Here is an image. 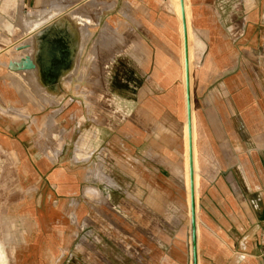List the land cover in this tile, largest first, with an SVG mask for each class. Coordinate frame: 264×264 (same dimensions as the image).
Here are the masks:
<instances>
[{
	"label": "crops",
	"instance_id": "0c3cea01",
	"mask_svg": "<svg viewBox=\"0 0 264 264\" xmlns=\"http://www.w3.org/2000/svg\"><path fill=\"white\" fill-rule=\"evenodd\" d=\"M81 1L0 0V238L5 235V222L21 226L22 240H18L19 232L9 233L17 237L9 243L23 245L14 252V260L19 264L50 261L55 229L64 224L69 198L88 200L85 190L95 188L85 185L91 175L85 166L99 151L123 176L125 192L133 185L138 188L143 212H153L160 220L157 228L173 230L168 239L179 252L178 263L183 264L186 245L191 251L193 247L182 177L184 59L178 15L166 10L163 0L127 2L131 8L124 20L137 17L141 30L139 36H125L120 54L129 55L138 65L141 80L131 81L133 92L119 98L122 121L114 126L109 121L107 130L92 125L76 131L75 144L69 148L67 114L61 111L58 123L65 131L58 146L48 144L40 150L31 136L37 131L36 118L51 113L41 99L64 101L68 75L59 79L53 97L38 86L30 70H13L9 62L19 56L17 51L30 50L32 32L48 27ZM89 1L78 8L87 36L80 49L74 47L78 52L75 68L85 53L90 57L98 47L94 32L98 13L93 4L87 5ZM246 1L189 0L191 29L203 47L189 93L198 133L203 136L197 145L199 188L191 264H264L260 242L264 232V79L254 75L255 65L243 62L244 52L264 53V0ZM59 34H66L61 24ZM109 100L115 103L116 97ZM93 174L108 187L118 186L117 175L103 171L101 162ZM1 242L0 263L6 264Z\"/></svg>",
	"mask_w": 264,
	"mask_h": 264
},
{
	"label": "rangeland",
	"instance_id": "374dc122",
	"mask_svg": "<svg viewBox=\"0 0 264 264\" xmlns=\"http://www.w3.org/2000/svg\"><path fill=\"white\" fill-rule=\"evenodd\" d=\"M89 2L87 5L93 4L96 9L95 13H98V15L95 14L94 19L95 36L99 38L98 47L94 53L90 54L91 58L85 53L78 67L75 68L76 59L68 66L58 64V66H53L54 68L51 67V57L55 54V51L61 49L65 36L69 32L78 30L79 39L83 38L87 32L83 22L78 25L67 23L65 16H59L63 18L61 21L57 17L58 19L48 27L40 29L29 38L30 50L17 51L19 55H29L35 62V68L30 69L33 80L36 83L38 80H42L44 85L46 84L48 94L53 97L58 93L59 79L68 75L64 101L41 99L44 104L50 106L51 113L36 118L35 131H37L31 133L35 144L40 150H43L45 145L57 144L58 146L61 142L59 140L60 133L65 131V129L60 128L58 123L59 117L57 115L61 111L62 114H67L69 148H72L71 146L75 144L76 131L88 130L92 125H103L101 128L107 130L109 121L112 126L119 124L122 121V112L118 107L119 98L128 96L133 92V89L129 87L131 81L137 84L141 80V70L138 65L129 55L120 54L123 52L121 48L125 44V36L130 37L136 34V36H139L141 30L137 17H128L130 20H124L125 14L127 16V12L131 8L127 5L129 0H90ZM246 3L248 4L249 0ZM162 4L166 10L174 11L177 15L175 0H163ZM80 11L79 9L77 12L74 11L73 16ZM83 12H86V10L84 9ZM79 20H82L80 15ZM60 24L67 33L62 37L59 34ZM114 49L119 50V52L114 53L117 54L115 56L112 55ZM244 53L247 57L243 56V62L252 67L255 65L254 75L258 74L260 80H263L264 53ZM198 57H200V52L196 50L193 71L199 59ZM18 65L19 63H13L12 69L17 70ZM262 85H264V82H261ZM132 86H135V84H132ZM261 92H264V90L261 89ZM112 97H116L115 103L109 100ZM120 107L122 106L120 105ZM195 129L197 150L201 135L198 133L197 123ZM201 138H203L202 135ZM100 162L103 171L109 175L110 173L117 175L118 180L116 183L118 186L108 187L96 180L93 173ZM85 169L91 174L85 185L95 188L92 189L91 197L85 195L90 198L88 200L83 199L81 196L69 198L62 215L64 224L55 229L56 241L54 246L51 245V260L45 263L180 264L176 259L179 252L175 248L176 246L171 243V239H168V235L173 234V230L157 228V223L160 221L157 219V214L143 212L144 208L142 206L144 205L143 203L141 205L138 188L133 185L128 192H125L123 176L104 158L103 154H99V151L95 152ZM197 185L199 188V175ZM98 189L104 193V197L99 196ZM3 230L5 235L0 240L6 257V264H19L13 256L14 252L22 248L23 245L21 242L17 244L9 243V241L17 239L13 236L14 234L17 235L16 231L19 232L18 240H22V228L14 223L5 222ZM11 232L13 235H10ZM186 246V251L182 254V263L191 264L190 244ZM173 255L176 257L173 258Z\"/></svg>",
	"mask_w": 264,
	"mask_h": 264
},
{
	"label": "bare ground",
	"instance_id": "6f19581e",
	"mask_svg": "<svg viewBox=\"0 0 264 264\" xmlns=\"http://www.w3.org/2000/svg\"><path fill=\"white\" fill-rule=\"evenodd\" d=\"M82 0L81 2L83 3ZM76 3L73 6L69 7L66 11L64 10V12H62L60 14V16H65V20L67 21V23H73L75 25L80 24V20H79V15L73 16V12H77L78 11V7L80 6V3ZM79 4V5H78ZM175 8H176V12L179 18V29H180V39H181V46H182V60L184 59V64L182 67V76H183V81H182V88H183V95L185 94V78H186V74H185V52H184V30H183V26L182 23L185 24L186 27V35H187V47H188V69H189V78H190V88H191V76H192V72H193V64H194V60H195V52L196 50H199L200 55H201V51H202V43L198 40V38H196L192 32L191 29V13H190V6H189V0H180V4H179V0H175ZM59 15V14H58ZM55 17V16H54ZM57 17V16H56ZM55 17V20L58 19ZM59 17V16H58ZM60 18V17H59ZM182 18V21H181ZM50 19V18H49ZM52 19V18H51ZM55 20H51L52 22H54ZM50 21V22H51ZM46 23V22H45ZM44 24V22H43ZM36 25V24H35ZM45 26V25H44ZM36 27V26H35ZM40 27V25L38 26ZM76 28V27H75ZM79 28V27H78ZM32 29V28H31ZM42 29V27L40 28ZM39 29V30H40ZM39 30L32 32L30 34L31 38L35 33H37ZM34 31V29L32 30ZM78 31V30H77ZM76 30H73L71 32H69L67 34V36H65V40L63 42V44L61 45V49H59L57 52L55 51L54 55L51 57V67L57 65H65L68 66L69 64H72L75 61V55H77L76 50L80 49L83 42L85 41V38L87 36V32L86 35L79 39V33ZM80 32V31H79ZM84 32V31H83ZM24 33V32H23ZM28 33V32H27ZM29 34V33H28ZM27 34V35H28ZM25 35V34H24ZM58 35V34H57ZM55 36V35H53ZM52 37V36H51ZM64 38V37H63ZM99 39V38H98ZM13 44V43H12ZM74 47H76L77 49L74 50ZM50 48V47H49ZM48 48V49H49ZM58 49V48H57ZM47 52V51H46ZM201 58V57H198ZM78 59V58H77ZM45 60V59H44ZM47 60V58H46ZM50 61V60H49ZM77 61V60H76ZM48 62V61H47ZM182 62V61H181ZM43 63H45L43 61ZM15 64V63H14ZM47 64V63H46ZM50 64V63H49ZM15 66V65H14ZM17 66V65H16ZM15 66V67H16ZM19 66V65H18ZM42 66V65H41ZM49 66V65H48ZM64 66V67H65ZM43 67L46 68V66L43 65ZM64 67H61L62 69ZM54 68V67H53ZM52 68V69H53ZM66 68V67H65ZM106 68V67H105ZM39 69V68H38ZM56 69H58L56 67ZM60 69V68H59ZM44 70V69H43ZM51 70V69H50ZM55 71V69H53ZM52 71V70H51ZM43 73V72H42ZM45 73V72H44ZM49 73V72H48ZM57 73V72H56ZM47 75V74H46ZM43 77V76H42ZM39 79V78H37ZM54 82V81H53ZM38 86L43 88L45 92L48 93L47 87L44 85L43 81L38 80ZM35 86V85H34ZM185 98V97H184ZM186 106V105H184ZM185 124H184V154H183V173H182V177L184 180V187H185V193H186V203L187 206L189 208V220L191 221V211H190V205H191V194H190V177H189V141H188V127H187V118H185ZM195 125H196V119H195V114L193 112V110L191 109V144H192V159H193V196H194V206H195V214H197V199H198V185H197V179H198V165H197V150H196V143H195V139H196V129H195ZM181 169V168H180ZM92 188L91 189H86L85 190V195L90 196L92 193ZM97 194V193H96ZM91 197V196H90ZM93 197V196H92ZM199 209V208H198ZM196 219V217H195ZM188 220V222H190ZM197 222V221H196ZM191 228V227H190ZM191 231V230H190ZM56 238V237H55ZM55 240V239H53ZM54 245V244H53ZM53 248V247H52ZM192 252V251H191ZM37 254V253H36ZM2 257V253L0 251V258ZM44 260V259H43Z\"/></svg>",
	"mask_w": 264,
	"mask_h": 264
},
{
	"label": "water",
	"instance_id": "95a60500",
	"mask_svg": "<svg viewBox=\"0 0 264 264\" xmlns=\"http://www.w3.org/2000/svg\"><path fill=\"white\" fill-rule=\"evenodd\" d=\"M184 30V52H185V90H186V118L188 127V141H189V177H190V194H191V228H192V254L195 253V206H194V196H193V159H192V144H191V106L189 101L190 93V82H189V69H188V47H187V35L186 27L183 23ZM19 63L17 70H30L35 68V62L29 57V55H19L14 60L9 62L12 68L13 63Z\"/></svg>",
	"mask_w": 264,
	"mask_h": 264
},
{
	"label": "built area",
	"instance_id": "2783aa9c",
	"mask_svg": "<svg viewBox=\"0 0 264 264\" xmlns=\"http://www.w3.org/2000/svg\"><path fill=\"white\" fill-rule=\"evenodd\" d=\"M260 242L262 245H264V232L260 236Z\"/></svg>",
	"mask_w": 264,
	"mask_h": 264
}]
</instances>
